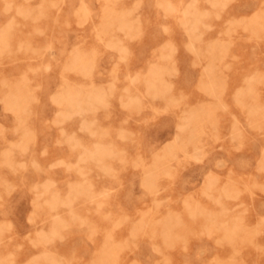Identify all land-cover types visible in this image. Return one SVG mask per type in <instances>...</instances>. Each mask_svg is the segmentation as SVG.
I'll return each instance as SVG.
<instances>
[{
  "label": "rangeland",
  "instance_id": "374dc122",
  "mask_svg": "<svg viewBox=\"0 0 264 264\" xmlns=\"http://www.w3.org/2000/svg\"><path fill=\"white\" fill-rule=\"evenodd\" d=\"M51 1L0 0V264H264V0Z\"/></svg>",
  "mask_w": 264,
  "mask_h": 264
},
{
  "label": "bare ground",
  "instance_id": "6f19581e",
  "mask_svg": "<svg viewBox=\"0 0 264 264\" xmlns=\"http://www.w3.org/2000/svg\"><path fill=\"white\" fill-rule=\"evenodd\" d=\"M50 1H51V0H50ZM52 1H53L54 3L56 2L55 0H52ZM52 1H51V2H52ZM61 1H62V0H61ZM61 1H60V2H61ZM161 1H162V0H161ZM161 1H159V2L161 3ZM192 1H193V0H192ZM9 2H10V1H9ZM58 2H59V0H58ZM58 2H57V4H58ZM105 2H106V1H105ZM110 2H111V1L109 0L108 3H110ZM134 2H139V1H134ZM159 2H158V3H159ZM164 2H165V1H164ZM167 2H171V1H167ZM190 2H191V1H189L188 3H190ZM193 2H194V1H193ZM193 2H191V3H193ZM224 2H225V1H224ZM49 3H50V2H49ZM108 3L106 2V4H108ZM111 3H113V2H111ZM114 3H115V2H114ZM140 3H141V0H140ZM160 3H159V4H160ZM171 3H172V2H171ZM9 4H10V3H9ZM165 4H166V3H165ZM225 4H226V3H225ZM227 4H228V2H227ZM227 4H226V5H227ZM51 5H52V4H51ZM55 5H56V3H55ZM80 5H81V4H80ZM108 5H109V4H108ZM137 5H139V4H137ZM163 5H164V4H163ZM166 5H167V4H166ZM166 5H165V6H166ZM190 5H192V4H190ZM190 5H189V6H190ZM18 6H19V5H18ZM38 6H39V5H38ZM42 6H43V5H42ZM47 6H48V5H47ZM105 6H107V5H105ZM135 6H136V4H135ZM140 6H141V5H139V7H140ZM195 6H197V5H195ZM36 7H37V6H35V8H36ZM82 7H83V6H82ZM107 7H108V6H107ZM109 7H110V5H109ZM111 7H112V5H111ZM111 7H110V8H111ZM139 7H137V8H139ZM163 7H164V6H163ZM186 7H187V6H186ZM32 8H34V7H32ZM35 8H34V10H36ZM38 8H39V7H38ZM38 8H37V9H38ZM40 8H42V7H40ZM40 8H39V9H40ZM48 8H50V7H48ZM48 8L45 7V9H48ZM105 8H106V7H105ZM105 8H104V9H105ZM112 8H115V7H112ZM121 8H124V7H121ZM125 8H126V7H125ZM125 8H124V9H125ZM165 8H166V7H165ZM165 8H164V10H165ZM172 8H173V7H172ZM196 8H197V7H196ZM79 9H81V8H79ZM83 9L85 10V7L82 8L81 10H83ZM93 9H95V8H93ZM104 9H103V10H104ZM126 9H127V8H126ZM184 9H185V7H184ZM184 9H183V12L185 11ZM20 10L22 11V10H24V9H20ZM26 10H27V7H26ZM30 10H32V9L30 8ZM30 10H29V11H30ZM114 10L117 11V9H114ZM128 10H129V9H128ZM128 10H127L126 12H128ZM130 10H131V9H130ZM139 10H140V9H139ZM174 10H175V9H174ZM176 10H177V9H176ZM176 10H175V11H176ZM195 10H196L197 12H199L197 9H195ZM21 11H20V12H21ZM32 11H33V10H32ZM38 11H39V10H38ZM89 11H90V10H89ZM187 11H189V8H188ZM191 11H193V9H191ZM196 11H195V12H196ZM24 12H26V11L24 10L23 13H24ZM30 12H31V11H30ZM40 12H41V11H40ZM44 12H45V11H44ZM171 12H172V11H171ZM171 12H170V13H171ZM180 12H181V11H180ZM21 13H22V12H21ZM34 13L36 14L35 11H34ZM76 13H79V10H78V12H76ZM82 13H83V12H82ZM104 13L106 14L105 10L103 11V14H104ZM117 13H119V11H118ZM128 13H129V12H128ZM128 13H127V14H128ZM173 13H174V12H173ZM201 13H202V12H201ZM201 13H199V14H201ZM40 14H41V13H40ZM44 14L46 15V12H45ZM129 14H131V13H129ZM129 14H128V16H129ZM196 14H197V13H195V15H196ZM22 15H23V14H22ZM24 15H25V14H24ZM24 15H23V16H24ZM37 15H39V14H37ZM76 15H77V14H76ZM107 15H108V13H107ZM138 15H139V14H138ZM164 15H165V14H164ZM23 16H22V17H23ZM46 16H47V15H46ZM46 16H45V17H46ZM78 16H79V15H78ZM86 16H87V14H86ZM121 16H122V14H121ZM130 16H131V15H130ZM31 17H33V14L31 15ZM31 17H30V18H31ZM101 17L103 18V16H101ZM105 17H106V15H105ZM105 17H104V18H105ZM131 17H132V16H131ZM187 17H188V16H187ZM24 18H25V17H24ZM34 18H35V17H33V19H32L33 21H34ZM38 18H39V17H38ZM80 18H81V17H80ZM121 18H122V17H121ZM134 18H135V20H134V22H135V21H136V17H134ZM189 18H190V15H189ZM191 18L193 19V17H191ZM130 19H132V18H130ZM32 20H31V21H32ZM36 20H37V19H36ZM80 20H81V19H80ZM80 20H79V21H80ZM109 20H110V19H109ZM120 20H121V19H120ZM188 20H189V19H188ZM121 21H124V17H123V19H122ZM121 21H120V22H121ZM138 21H139V20H138ZM183 21H184V20H183ZM183 21H182V22H183ZM186 21H187V20H186V18H185V22H186ZM191 21H192V20H191ZM191 21H190V22H191ZM195 21H196V20H195ZM200 21H201V20H200ZM81 22H83V20H81ZM101 22H102V21H101ZM124 22H125V21H124ZM130 22L132 23L133 21H130ZM185 22H183V23H185ZM190 22H189V26H190V25L192 24V22H194V21H192L191 24H190ZM68 23H69V22H68ZM106 23H108V22H106ZM115 23H116V22H115ZM115 23H114V24H115ZM117 23L120 24L119 22H117ZM121 23H123V22H121ZM141 23H142V21H141ZM141 23H138V24L140 25ZM196 23L198 24V22H196ZM15 24H16V23H15ZM111 24H112V23H110V25H111ZM114 24H113V25H114ZM118 24H117V25L115 24V26L117 27ZM126 24H127V23H126ZM193 24H194V23H193ZM80 25H81V24H80ZM98 25H100V24H98ZM121 25H123V24H121ZM121 25L119 26L120 28H121ZM128 25H129V24H128ZM107 26H108V25H107ZM111 26H112V25H111ZM124 26H125V25H124ZM141 26H142V25H141ZM165 26H166V25H165ZM196 26H198V25H196ZM13 27H14V26H13ZM37 27H38V26H36V29H37ZM98 27H99V26H98ZM113 27H114V26H113ZM113 27H112V28H113ZM122 27H123V26H122ZM127 27L129 28L130 26H127ZM132 27H133V25H132ZM132 27H131V28H132ZM138 27H139V26H138ZM103 28H104V27H103ZM123 28H124V27H123ZM131 28H129V29H131ZM136 28H137V27H136ZM13 29H15V28H13ZM39 29H40V28H39ZM109 29L111 30V28H109ZM138 29H139V28H138ZM37 30H38V29H37ZM101 30H103V29H101ZM110 30H109V31H110ZM115 30H116V29H115ZM120 30H122V29H120ZM141 30H142V29H141ZM98 31H100V30H98ZM123 31H124V30H123ZM41 32H44V31L42 30ZM101 32H102V34H104V32H106V29H105V31L103 30V31H101ZM127 32H128V31H127ZM135 32L140 34L142 31H140V32L135 31ZM108 33H110V32H108ZM108 33H107V35H108V38H109L110 36H109ZM11 34H12V33H11ZM11 34L9 35V33H8L9 36H11ZM113 34H114V33H113ZM123 34H124V33H123ZM128 34H129V33H128ZM134 34H135V33H134ZM139 34H135L134 36H136V35L140 36ZM107 35H106V36H107ZM124 35H127V33L124 34ZM9 36H8V37H9ZM71 36H72V35H71ZM73 36H74V35H73ZM113 36H114V35H113ZM129 36H131V35H128L127 37H129ZM134 36L132 35V38H133ZM189 36H191V35L189 34ZM8 37H7V38H8ZM12 37H13V36H12ZM114 37H115V39H116V37L118 38V35H117V36H114ZM44 38H45V37H44ZM119 38H120V37H119ZM132 38H131V39H132ZM191 38H192V36H191ZM5 39H6V38H5ZM20 39H21V38H20ZM121 39L123 40V38H121ZM134 39H136V38H134ZM108 40H109V39H108ZM117 40H118V39H117ZM117 40H116V41H117ZM119 40H120V39H119ZM122 40H120V42H122ZM6 41H7V40H6ZM111 41H113V39H111ZM116 41H113V42H115V43L117 44L118 41H117V42H116ZM4 42H5V41H4ZM7 42H8V41H7ZM22 42H25V41L23 40ZM120 42H119V43H120ZM192 42L194 43V41H192ZM192 42H191V43H192ZM9 43H10V42H9ZM27 43H28V44H27ZM27 43H26L27 45H30V44H31V43L29 44V42H27ZM71 43H72V42H71ZM82 43H84V42H82ZM82 43H81V44H82ZM115 43H114V44H115ZM7 44H8V43H7ZM7 44H6V45H7ZM24 44H25V43H24ZM26 44H25V47L27 48V50L30 49V48H28V47L26 46ZM32 44H33V43H32ZM81 44L79 43V46H80ZM116 44H115V45H116ZM194 44H195V43H194ZM0 45H1V43H0ZM2 45H4V47H6V46H5V43H4V44L2 43ZM65 45H66V44H65ZM122 45L124 46V44H122ZM122 45H121V46H122ZM167 45H169V44H167ZM118 46L121 47L120 45H118ZM127 46H128V45H127ZM10 47H11V45H10ZM33 47H34V46H33ZM33 47H32V45H31V49H32ZM44 47H45V46H42L41 48H44ZM74 47H75V46H74ZM125 47H126V46H125ZM193 47H194V46H193ZM20 48H21V47H20ZM41 48H38V47L36 48V47H34V49H35V53H37V52L39 51V49H40V51H41ZM64 48H65V47H64ZM66 48H67V46H66ZM127 48H128V47H127ZM163 48L166 49L165 46H164ZM163 48H162V51H163ZM168 48H170V47H168ZM197 48H198V46H197ZM0 49H1V47H0ZM34 49H32V50H34ZM36 49H38V51H36ZM73 49H75V48H73ZM91 49L93 50V48H91ZM94 49H95V48H94ZM7 50H8V47H7ZM25 50H26V49H25ZM27 50H26V51H27ZM71 50H72V49H71ZM95 50H96V49H95ZM118 50H120V48H118ZM167 50H168V49H167ZM195 50H196V49H195ZM0 51H1V50H0ZM10 51H12V50H10ZM10 51H8V52H10ZM14 51H15V50H14ZM28 51H29V50H28ZM74 51H75V50H74ZM74 51H71V52H74ZM82 51H83V50H82ZM89 51H91V50H89ZM120 51H121V50H120ZM120 51H119V52H120ZM8 52H7V53H8ZM69 52H70V50H69ZM84 52H85V51H84ZM84 52H83V53H84ZM87 52H88V51H87ZM96 52H97V51H96ZM129 52H130V50H129ZM160 52H161V51H160ZM196 52H197V50H196ZM7 53H6V54H7ZM16 53H17V52H16ZM26 53H27V52H26ZM39 53H40V52H39ZM75 53H78V52L75 51ZM75 53H74V54H75ZM127 53H128V51H127ZM163 53L165 54L166 52H163ZM0 54H1L0 56H2V52H0ZM4 54H5V53H4ZM11 54H12V52H11ZM11 54H10V55H11ZM74 54H73V56H74ZM123 54H124V53H122V55H123ZM164 54H163V55H164ZM167 54H168V53H166L165 55H167ZM173 54H174V52H173ZM10 55H9V56H10ZM78 55H80V54H78ZM78 55H77V56H78ZM168 55L171 56L170 53H169ZM95 56H96V55H95ZM126 56H127V54H126ZM128 57H129V55H128ZM128 57H127V58H128ZM158 57H160V56H158ZM69 58H71V57L69 56ZM78 58H80V57H78ZM78 58H77V60H76L75 58H73V61H74V59H75V61L78 62V61H79ZM92 58H93V56H92ZM95 59H96V57H95ZM65 60H66V59H65ZM82 60H83V59H82ZM167 60H169V59H167ZM75 61H74V62L70 61V63H71V62H72V63H76ZM67 62H68V61H67ZM67 62H66V63H67ZM82 62H83V61H82ZM68 63H69V62H68ZM72 63H71V64H72ZM168 63H169V62H168ZM168 63H167V65H168ZM89 64H91V63H89ZM96 64H97V63H96ZM96 64H95V66H96ZM159 64H160V63H159ZM169 64L172 65L171 63H169ZM66 65H67V64H65V66H66ZM75 65H77V64H74L73 66H75ZM80 65H81V64H80ZM156 65H157V64H156ZM167 65H166V66H167ZM63 66H64V65H63ZM90 66H91V65H90ZM95 66H94V67H95ZM115 66H116V65H115ZM67 67H70V66H67ZM75 67H76V66H75ZM75 67H74V68H75ZM77 67H78V65H77ZM77 67H76V69H77ZM153 67H154V66L152 65V67H150V68L152 69ZM157 67H158V65H157ZM169 67H170V66H169ZM172 67H173V66H172ZM71 68H72V67H71ZM74 68H73V69H74ZM83 68H85V66L82 67L81 70H83ZM173 68H174V67H173ZM69 69H70V68H69ZM112 69L114 70L115 68H112ZM154 69H155V67H154ZM158 69H159V67H158ZM162 69H163V68H162ZM65 70H66V67H65ZM94 70H95V68H94ZM100 70H101V69H100ZM169 70H170V69H169ZM169 70H168V71H169ZM63 71H64V70H63ZM67 71H68V69H67ZM69 71H70V70H69ZM73 71H74V73L76 72V70H73ZM115 71H116V69H115ZM148 71H150V76H151V75H152V74H151V73H152V72H151L152 70H149V68H148ZM158 71H159V70H158ZM160 71H161V69H160ZM78 72H79V71H78ZM82 72H83V71H82ZM85 72H86V71H85ZM87 72H88V71H87ZM93 72H94V71H93ZM110 72L112 73V71H110ZM116 72H117V71H116ZM154 72H155V71H154ZM163 72H164V71H161L160 74L163 73ZM172 72H173V70H172ZM76 73H77V72H76ZM88 73H89V72H88ZM146 73L148 74V72H146ZM146 73H145V75H147ZM25 74H26V73H25ZM84 74H85V73H84ZM156 74H157V71H156ZM81 75H82V74H81ZM114 75H115V74H114ZM134 75H136V74H134ZM143 75H144V74H143ZM162 75H163V74H162ZM164 75H165V72H164ZM164 75H163V76H164ZM92 76H93V75H92ZM111 76H113V74H112ZM152 76L154 77V75H152ZM114 77H115V76H114ZM153 77H151L152 81H153ZM24 78H25V77H24ZM26 78H27L26 80L28 81V77H27V75H26ZM90 78H91V77H90ZM90 78H89V79H90ZM158 78H160L159 74H158ZM158 78H157V79H158ZM161 78H162V76H161ZM164 78H165V77H164ZM85 79H88V78L85 77ZM135 79H137V78L135 77ZM151 79H150V80H151ZM162 79H163V78H162ZM162 79H161L160 81H162ZM163 80H164V79H163ZM24 81H25V79H24ZM66 81H67V80H66ZM66 81H63V82H66ZM140 81H141V80H140ZM144 81H145V78H144ZM146 81H147V80H146ZM29 82H30V81H29ZM29 82H27V83H29ZM63 82H62V83H63ZM67 82H68V81H67ZM67 82H66V84L68 85ZM108 82H109V81L106 82L107 85H108ZM112 82H115V78H114V81L111 80V82H110V83H111V86H112ZM147 82H150V81H149V77H148V81H147ZM156 82H158L157 84L159 85L160 82H159L158 80H157ZM163 82H164V81H163ZM163 82H161V83H162L161 85H164L165 82H164V83H163ZM19 83H21V82H19ZM25 83H26V82H25ZM110 83H109V84H110ZM133 83H134V82H133ZM152 83H153V82H152ZM152 83H151V84H152ZM14 84H15V83H14ZM63 84L65 85V83H63ZM69 84H70V82H69ZM91 84H92V83H91ZM91 84H90V85H91ZM102 84H103V83H102ZM102 84H101V85H102ZM114 84H115V83H114ZM145 84H146V83H144V85H145ZM154 84L156 85V83H154ZM19 85H20V84L17 85V88L19 87ZM21 85H22V84H21ZM26 85H27V84H26ZM64 85H63V86H64ZM74 85H75V84H74ZM74 85H72V86H74ZM78 85H79V84H78ZM78 85H76V86H78ZM82 85H83V84H82ZM101 85H100V86H101ZM103 85H104V84H103ZM103 85H102V86H103ZM161 85H160V89L162 88ZM165 85H166V84H165ZM15 86H16V85H15ZM63 86H62V87H63ZM70 86H71V85H69V87H70ZM72 86H71V87H72ZM76 86L74 87L75 90H77L78 88H80V87H78V88L76 89ZM79 86H80V85H79ZM93 86H94V85H93ZM98 86H99V85H97V87H98ZM102 86H101V87H102ZM126 86H127V85H126ZM126 86H125V88H126L125 90H128L129 87L127 86V87H128V88H127ZM150 86H151V85H150ZM13 87H14V86H13ZM22 87H23V86H22ZM24 87H25V85H24ZM24 87H23V88H24ZM62 87H61V88H62ZM82 87H83V86H82ZM82 87H81L80 89H82ZM90 87H91V86H90ZM94 87H95V86H94ZM101 87H100V88H101ZM114 87H116V86H114ZM114 87H113V88H114ZM123 87H124V86H123ZM147 87H148V86H147V84H146V88H147ZM153 87H154V86H153ZM153 87H152V88H153ZM20 88H21V87H19V89H20ZM51 88H52V87H51ZM65 88H66V87H64V92L66 91ZM84 88H85V87H84ZM84 88H83V89H84ZM87 88H88V86H87ZM87 88H85V89H87ZM98 88H99V87H98ZM158 88H159V87H158ZM163 88H164V87H163ZM26 89H27V88H26ZM31 89H32V88H31ZM33 89H34V88H33ZM66 89H67V88H66ZM71 89H72V88H71ZM80 89H79V90H80ZM90 89H91V88H90ZM90 89H89V90H90ZM103 89H105V88L103 87ZM115 89H116V88H115ZM115 89H114V90H115ZM122 89H123V88H122ZM122 89H121V90H122ZM149 89H150V88H149ZM153 89H154V88H153ZM153 89H152V90H153ZM164 89H169V88H168V85H167V88H166V86H165ZM10 90H12V88H11ZM17 90H18V89H17ZM62 90H63V89H62ZM101 90H102V89H101ZM101 90H100V91H101ZM105 90H106V89H105ZM145 90H148V88L145 89ZM150 90H151V89H150ZM12 91H13V90H12ZM20 91H21V92H20ZM24 91H25V90H24ZM60 91H61V90H60ZM130 91H131V90H130ZM162 91H164V90H162ZM10 92H11V91H10ZM13 92L16 94L15 91H13ZM25 92L28 93V89H27ZM58 92H59V90L56 92V94H57ZM97 92H99V90H98ZM150 92H151V91H148V93H150ZM153 92H154V91H153ZM20 93H22V89L19 90V94H20ZM27 93H26V95H27ZM67 93L69 94V92H67ZM83 93H84V91H83ZM86 93H89V91H88V92L86 91ZM107 93H108V92H107ZM109 93H110V92H109ZM125 93H126V92H125ZM127 93H128V92H127ZM127 93H126V94H127ZM129 93H130V92H129ZM148 93H147V96H150V95H148ZM17 94H18V93H17ZM17 94H16V95H17ZM62 94H63V93H62ZM98 94H99V93H98ZM98 94H97V95H98ZM100 94H101V93H100ZM100 94H99V95H100ZM102 94H103V93H102ZM102 94H101V95H102ZM112 94H113V93H112ZM114 94H115V92H114ZM152 94H153V93H152ZM152 94H151V95H152ZM158 94H159V91H158ZM158 94H157V95H158ZM29 95H30V94H29ZM32 95H33V94H32ZM59 95H60V94H59ZM77 95H79V94H77ZM82 95H83V94H82ZM95 95H96V94H95ZM99 95H98V96H99ZM103 95H104V94H103ZM108 95H109V94H108ZM110 95H111V93H110ZM132 95H133V94H132ZM132 95L130 94V96H132ZM153 95H154V94H153ZM161 95H162V92H161ZM161 95H160V96H161ZM9 96H11V95H9ZM21 96H22V95H21ZM53 96H55V94H54ZM53 96H52V97H53ZM85 96H86V95H85ZM111 96H112V95H111ZM121 96H123V98H124V95H121ZM16 97H18V96H16ZM22 97H23V96H22ZM29 97H32V98H33V96H29ZM29 97H26V98L30 99ZM56 97L59 98L58 96H56ZM56 97H55V100H54L55 102L57 101V100H56V99H57ZM70 97H71V98H70ZM81 97H82V96H81ZM94 97H95V96H94ZM102 97H103V96H102ZM112 97H114V96H112ZM112 97H110V98H112ZM128 97H129V95H128ZM128 97H127V98H128ZM139 97H140V96H139ZM145 97H146V96H145ZM150 97H151V96H150ZM9 98H10V97H9ZM11 98H12V96H11ZM24 98H25V97H24ZM24 98H22V99H24ZM32 98H31L30 100H32ZM53 98H54V97H53ZM68 98H70L68 102H71V101H72V96H70V94L68 95ZM89 98H90V97H88V100H89ZM97 98H98V97H97ZM110 98H109V99H110ZM131 98H132V97H131ZM28 99H27V100H28ZM94 99H95V98H94ZM98 99L100 100V99H102V98H100V96H99ZM109 99H108V100H109ZM7 100L9 101V99H7ZM13 100H14V99H13ZM25 100H26V99H25ZM27 100H26V101H27ZM70 100H71V101H70ZM73 100H74V99H73ZM121 100H123V99H121ZM140 100H141V99H140ZM140 100H139V101H140ZM5 101H6V100H5ZM23 101H24V100H22V103H23L24 105L27 104V102H28V101H27L26 103H24L25 101H24V102H23ZM58 101H59V100H58ZM58 101H57V103H58ZM64 101H66V100H64ZM96 101H97V100H95V102H96ZM103 101H104V99H103ZM139 101H138V102H139ZM15 102H16V101H15ZM31 102H33V101H31ZM60 102H61V100H60ZM76 102H77V101H76ZM87 102H88V101H87ZM93 102H94V101H93ZM98 102H100V101H98ZM134 102H137V101H134ZM134 102H133V103H134ZM141 102H142V101H141ZM141 102H140V103H141ZM7 103H11V101H10V102H7ZM13 103H14V101H13ZM13 103H12V104H13ZM17 103H18V102H17ZM17 103H15V104H13V105H16ZM89 103H91V102H89ZM103 103L105 104V101H104ZM142 103H143V102H142ZM71 104H72V103H71ZM101 104H102V103H101ZM101 104H100V105H101ZM107 104H108V103H107ZM107 104H106V106H108ZM109 104H110V103H109ZM131 104H132V103H131ZM13 105H12V108H13ZM57 105H58V104H57ZM60 105H62V104H59V106H60ZM64 105H66V104L64 103ZM64 105H63V106H64ZM80 105H82V104H79V106H80ZM125 105H127V104H125ZM141 105H142V104H141ZM7 106H9V105H7ZM7 106H6V109H7ZM27 106H28V105H27ZM76 106H77L78 109H79L78 104H76ZM84 106H85V105H84ZM84 106H82V107H83V108H87V107H84ZM90 106H93V104H90ZM90 106L88 107V109H89V108H92V107H90ZM94 106H95L96 108L98 107V106H96V105H94ZM104 106H105V105H104ZM14 107L16 108L17 106H14ZM18 107H19V108H17V110L20 109L21 106H19V104H18ZM28 107H29V106H28ZM65 107H66V106H65ZM129 107H131V105H130ZM15 108H14V109H15ZM69 108H70V107H69ZM69 108H68V109L66 108V111L69 110ZM107 108H108V107H107ZM134 108H135V107H134ZM10 109H11V108H10ZM22 109H25V107L22 108ZM64 109H65V108H64ZM64 109H63V110H64ZM78 109H77V110H78ZM100 109H103V108H100ZM130 109H132V108H130ZM138 109H139V108H138ZM140 109H142L141 106H140ZM140 109H139V110H140ZM11 110L14 111L13 109H11ZM20 110H21V109H20ZM60 110H61V109H60ZM77 110H76V111H77ZM86 110H87V109H86ZM93 110L95 111V109H93ZM93 110H92L91 112H93ZM96 110H97V109H96ZM136 110H137V109H136ZM139 110H138V111H139ZM6 111H8V110H6ZM9 111H10V110H9ZM18 111H19V110H18ZM21 111H23V110H21ZM21 111H19V112L22 113V114H24V113L21 112ZM26 111H27V107H26ZM28 111H29V110H28ZM54 111H55V110H54ZM74 111H75V110H74ZM76 111H75V113H76ZM81 111H82V110H81ZM88 111H89V110H88ZM131 111H132V110H131ZM19 112H17V113H19ZM49 112H51V111H49ZM61 112H62V111H60V113H58V112H57V113L60 114V115L63 114L62 116H64V113H61ZM71 112H72V111H71ZM82 112H85V111H82ZM82 112L79 111V113H78V112H77V113L80 114V113H82ZM89 112H90V111H89ZM95 112H96V111H95ZM14 113H15V112H14ZM20 113H19V114H20ZM25 113H26V115H27V112H25ZM86 113H87V112H86ZM19 114H18V116L20 117ZM91 114H92V113H91ZM93 114H94V113H93ZM15 115H16V113H15ZM65 115H69V114H65ZM75 115H77V114H75ZM108 115H109V114H107V116H108ZM82 116H83V118H84V115H82ZM85 116H86V115H85ZM88 116H89V115H88ZM57 117H59V115H58V116L56 115V118H57ZM79 117H80V116H79ZM69 118H71V117H69ZM72 118H74V114H73V117H72ZM83 118H81V119H83ZM86 118H87V117H86ZM94 118H95V117H94ZM184 118H185V116H184ZM188 118H190V117H188ZM76 119H77V118H76ZM95 119H96V118H95ZM71 120H72V119H71ZM83 120H84V119H83ZM88 120H89V119H88ZM92 120H93V119H92ZM92 120H91V121H92ZM58 121H59V120H58ZM66 121H67V120H66ZM68 121H69V120H68ZM91 121H90V124L93 122V121H92V122H91ZM94 121L97 122L98 120H97V121L94 120ZM179 121H183V118H182V120H179ZM23 122H24V121H23ZM54 122H56V119H54ZM64 122H65V121H64ZM84 122H85V121H84ZM84 122H83V123H84ZM88 122H89V121H88ZM19 123H20V122H19ZM59 123H61V122H59ZM59 123H58V124H59ZM62 123H63V122H62ZM83 123H82V124H83ZM190 123H191V120H190ZM193 123H194V122H193ZM85 124H86V122H85ZM96 124H97V123H96ZM96 124L93 123V126L96 125ZM178 124H179V123H178ZM185 124H187V122H185ZM55 125H57V124L55 123ZM88 125H89V124H88ZM88 125L86 124V126H88ZM179 125H181V124H179ZM189 125H190V124H189ZM83 126H84V125H83ZM197 126H198V125H197ZM80 127H81V126H80ZM84 127H85V126H84ZM91 127H92V126H90V128H91ZM101 127L103 128V126H101ZM190 127H192V126H190ZM200 127H201V124H200ZM81 128H82V127H81ZM81 128H80V129H81ZM88 128H89V126H88ZM102 128H101V129H102ZM197 128H199V127H197ZM85 129H86V128H85ZM85 129H83V130H85ZM91 129H94V128L92 127ZM96 129H97V127H96ZM96 129H94V131H96ZM124 129H125V128H124ZM186 129H188V128H186ZM16 130H17V129H16ZM98 130H100V129L98 128ZM127 130H128V129H126L125 131L127 132ZM182 130H183V128H182ZM184 130H185V129H184ZM190 130H191V129H190ZM192 130H195V129H192ZM192 130H191V132H192ZM198 130H199V129H198ZM60 131L62 132V129H61ZM63 131H64V130H63ZM100 131H101V130H100ZM185 131H186V130H185ZM109 132H110V131H109ZM109 132H108V133H109ZM117 132H118V131H117ZM119 132H120V131H119ZM119 132H118V133H119ZM123 132H124V131H123ZM123 132H120L119 135L122 134ZM191 132H190V134H191ZM62 133H65V131L62 132ZM67 133H68V132H67ZM89 133H90V132H89ZM99 133H100V132H99ZM181 133H182V132H181ZM186 133H188V132H186ZM193 133H194V132H192V134H193ZM71 134H73V135L75 134V135H76V133H73V132H72ZM95 134H96V132H95ZM102 134H103V133H101V135H102ZM124 134H125V133H124ZM130 134H131V133H129L128 135H130ZM179 134H180V133H179ZM192 134H191V135H192ZM65 135H66V134H64V136H65ZM73 135H72V136H73ZM75 135H74V136H75ZM99 135H100V134H99ZM103 135H104V134H103ZM132 135H133V134H132ZM177 135H178V132H177ZM181 135H183V134H181ZM28 136H30V134H29ZM70 136H71V135H70ZM104 136H105V135H104ZM104 136H103V137H104ZM122 136H123V134H122ZM126 136H127V135H126ZM126 136H123V137L127 138ZM184 136H185V135H183V137H184ZM188 136H189V134H188ZM192 136H193V135H192ZM67 137H68V136H67ZM67 137H65V138H67ZM91 137H93V136L91 135ZM97 137H98V136H97ZM185 137H186V136H185ZM32 138H33V137H31V139H32ZM72 138H73V137H72ZM72 138L70 137V140H72ZM80 138H81V137H80ZM100 138H101V137H100ZM177 138H179V137H176V139H177ZM68 139H69V137H68ZM76 139L79 140V137L76 138ZM81 139H82V138H81ZM189 139H190V138H189ZM23 140H24V139H23ZM28 140H29V139H28ZM32 140H33V139H32ZM78 140H77V141H78ZM21 141H22V140H21ZM79 141H80V140H79ZM26 142H28V141H26ZM26 142H25V143H26ZM60 142H61V143H59V141H58L59 144H62V141H61V140H60ZM67 142H70V141H67ZM75 142H76V141H75ZM80 142H81V141H80ZM97 142H98V141H97ZM97 142H96V143H97ZM110 142H112V141H110ZM22 143H23V142H21V145H22ZM65 143H66V139H65ZM73 143H74V141H73ZM73 143L71 142L70 144H73ZM92 143H93V142H92ZM98 143H99V142H98ZM103 143H104V141H103ZM112 143H113V142H112ZM70 144H69V145H70ZM75 144H76V143H74L73 145H75ZM78 144H79V143H78ZM105 144H106V143H104V145H101V142H100V147L102 146V147L104 148ZM108 144H109V143H108ZM69 145H68V146H69ZM76 145H77V144H76ZM79 145H81V144H79ZM25 146H26V145H25ZM85 146H86V145H85ZM107 146H109V147L111 146V148H113L112 145H107ZM113 146H114V143H113ZM27 147H28V145H27ZM72 147H73V146H71V148H72ZM82 147H83V145H82ZM86 147H87V146H86ZM86 147H85V148H86ZM105 147H106V146H105ZM23 148H24V147H23ZM23 148H22V149H23ZM76 148H77V146H76ZM95 148H96V146H95ZM107 148H108V147H107ZM114 148H115V147H114ZM114 148H113V150H116V149H114ZM72 149H73V148H72ZM77 149H78V148H77ZM87 149H90V148L87 147ZM87 149H84V151L87 150ZM104 149H105V148H104ZM19 150H21V149H19ZM75 150H76V149H75ZM75 150H74V151H75ZM90 150H91V149H90ZM113 150H112V151H113ZM22 151H23V150H22ZM76 151H77V150H76ZM81 151H83V150H81ZM84 151H83V152H84ZM102 151H103V152H102ZM102 151H100V152L104 153V155H103V154H102V155L105 156L107 149H106V151L102 149ZM104 151H105V152H104ZM108 151H109V150H108ZM108 151H107V152H108ZM110 151H111V150H110ZM11 152H12V151H11ZM11 152H10V153H11ZM20 152H21V151H20ZM86 152H88V150L85 151V153H86ZM90 152H91V151H90ZM92 152H93V150H92ZM95 152H96V151H95ZM100 152H97L99 156L101 155V154H99ZM116 152H117V150H116ZM122 152H123V151H122ZM79 153H81V152H79ZM117 153H118V152H117ZM13 154H15V153H13ZM83 154H84V153H83ZM108 154L111 155V152L108 153ZM6 155H7V154H6ZM6 155H5V156H6ZM102 155H101V156H102ZM110 155H108V156L111 158ZM118 155H119V156H118ZM118 155H117V156H118V157H117L116 154H115L116 158H120L121 155H120V154H118ZM93 156H94V155H93ZM96 156H97V155L95 154L94 157L96 158ZM99 156H97L99 159L102 158L101 156H100V157H99ZM112 156H114V155H112ZM122 156H123V155H122ZM7 157H8V156H6L5 158H7ZM83 157H84V156H83ZM88 157H89V156H88ZM88 157L86 156V158H88ZM12 158H13V157H12ZM89 158H91V155H90ZM92 158H93V157H92ZM110 158H108V159H110ZM99 159H97V160H99ZM105 159H107V158H105ZM105 159H104V160H105ZM121 159H122V158H121ZM6 160H7V159H6ZM6 160H5V161H6ZM10 160H11V159H10ZM86 160H87V159H86ZM113 160H115V158H114ZM13 161H14V160H13ZM89 161H91V160L89 159ZM95 161H96V160H94V161H92V162H93V163H97V162H95ZM83 162H84V161H83ZM86 162H87V161H86ZM101 162H102V161H101ZM101 162H99V163H101ZM104 162H105V161H104ZM56 163H57V162H56ZM90 163H91V162H90ZM106 163H107V162H106ZM8 164H9V163H8ZM11 164H12V162H11ZM67 164H68V163H67ZM70 164H71V161H70ZM73 164H74V163H73ZM79 164H80V163H79ZM97 164H98V163H97ZM101 164L105 166V163L102 162ZM107 164H108V163H107ZM13 165H14V164H13ZM94 165H96V164H94ZM110 165H111V164H110ZM70 166H71V165H70ZM82 166H83V165H82ZM112 166H113V165H112ZM8 167H10V166H8ZM96 167H97V165H96ZM36 168H37V167H36ZM72 168H74V167H72ZM77 168H78V166H77ZM106 168H107V166H106ZM21 169H22V168H21ZM74 169H75V168H74ZM74 169H73V170H74ZM85 169H87V167H86ZM100 169L102 170L103 167L100 166ZM148 169H149V168H148ZM77 170H78V169H77ZM105 170H106V169H105ZM107 170H108V169H107ZM109 170H110V169H109ZM112 170H113V168H112ZM150 170H151V169H149V171H150ZM83 171H84V170H83ZM92 171H93V170H92ZM102 171H103V170H102ZM113 171H114V170H113ZM74 172H75V171H74ZM104 172H105V171H104ZM106 172H107V171H106ZM111 172H112V171H111ZM111 172H110V173H111ZM75 173H76V172H75ZM89 173H90V172H89ZM150 173H151V172H150ZM153 173H154V172H152L149 176H151ZM155 173H156V172H155ZM104 175H105V176H106V175L108 176V173H107V174H104ZM104 175L102 174V176H104ZM111 175H112V174H111ZM114 175H115V174H114ZM114 175H113V176H114ZM157 175L159 176V174H157ZM144 176H145V175H144ZM153 176H154V175H153ZM153 176H152V178H153ZM147 178H149V177H147ZM147 178H145V179H147ZM149 180H150V179H149ZM149 180H148V181H149ZM157 180H158V179H156V181H157ZM146 181H147V180H146ZM71 182H72V181H71ZM74 182H75V181H74ZM76 182H77V181H76ZM78 182H79V181H78ZM80 182L82 183L83 181H80ZM80 182H79V183H80ZM68 183H69V182H68ZM150 183L153 184V182H151V181H150ZM156 183H157V182H156ZM156 183L153 184L154 187H156V186H155ZM44 184H45V180H44ZM147 184H148V183H147ZM37 185H38V184H37ZM42 185H43V184H42ZM48 185H49V184H48ZM76 185H77V184H76ZM45 186H47V185H45ZM71 186H72V185H71ZM73 186H74V185H73ZM83 186H86V185L83 184ZM87 186H88V184H87ZM53 187H54V186H53ZM69 187H70V186H69ZM76 187H78V186H76ZM40 188H41V187H40ZM86 188H87V187H86ZM150 188H151V187H150ZM69 189H71V188H69ZM81 189H82V188H81ZM84 189H85V188H84ZM37 190H39V188H38ZM48 190H51V189L49 188ZM78 190H79V188H78ZM86 190H87V189H86ZM100 190H101V189H100ZM43 191H44V190H43ZM52 191H53V189H52ZM76 191H77V190H76ZM89 191H90V190H89ZM45 192H46V191H45ZM47 192H48V191H47ZM58 192H59V191H58ZM58 192H55V190H54L53 193H58ZM153 192H154V190H153ZM49 193L51 194V192H49ZM89 193H90V192H89ZM44 194H45V193H44ZM69 194H70V193H69ZM37 195L39 196L40 194H37ZM53 195H54V194H53ZM55 195H56V196H57V195L60 196V194H55ZM72 195H73V194H72ZM86 195H87V194H86ZM76 196H77V195H76ZM41 197H42V196H41ZM50 197H51V196H50ZM67 197H69V196H67ZM67 197H65V198H67ZM71 197H72V196H71ZM71 197H70V198H71ZM52 198H53V196H52ZM65 198H63V199H65ZM60 199H61V198H60ZM60 199H59V200H60ZM77 199H78V198H77ZM67 200H68V198H67ZM75 200H76V199H75ZM51 201H53V199H51ZM57 201H58V200H57ZM76 201H77V200H76ZM58 202H59V201H58ZM58 202H56V203H58ZM61 202H62V201H61ZM64 202L66 203V201H64ZM74 202H75V201H73V203H74ZM49 203H50V202H49ZM50 204H51V203H50ZM44 205H46V204H44ZM56 205L60 206L59 203L56 204ZM61 205H62V204H61ZM48 206H49V205H47V207H48ZM50 207H51V206H50ZM50 207H48V208L50 209ZM54 208H55V207H54ZM52 209H53V207H52ZM57 209H58V208H57ZM74 214H75V213H74ZM51 217H52V216H51ZM29 219H30V216H29ZM53 219H54V218H53ZM57 221H58V220H57ZM56 223H58V222H56ZM56 223L54 224V226L56 225ZM58 225H59V224H58ZM58 225H57V226H58ZM58 228H59V227H58ZM50 229H51V228H50ZM60 229H61V228H60ZM57 230H58V229H57ZM57 230H56V231H57ZM59 231H60V230H59ZM51 232H52V231H51ZM45 239H46V237H45ZM43 240H44V239H43ZM50 240H51V239H50ZM2 262H4V261H2ZM7 262H9V261H7Z\"/></svg>",
  "mask_w": 264,
  "mask_h": 264
}]
</instances>
